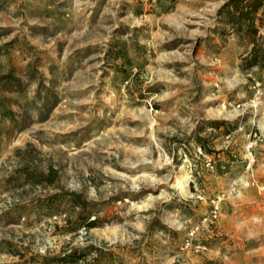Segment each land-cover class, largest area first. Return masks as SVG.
<instances>
[{
    "label": "rangeland",
    "instance_id": "1",
    "mask_svg": "<svg viewBox=\"0 0 264 264\" xmlns=\"http://www.w3.org/2000/svg\"><path fill=\"white\" fill-rule=\"evenodd\" d=\"M230 1L0 0V264H173L195 226L264 264V2Z\"/></svg>",
    "mask_w": 264,
    "mask_h": 264
},
{
    "label": "built area",
    "instance_id": "2",
    "mask_svg": "<svg viewBox=\"0 0 264 264\" xmlns=\"http://www.w3.org/2000/svg\"><path fill=\"white\" fill-rule=\"evenodd\" d=\"M253 142L249 143V148H252ZM249 155L251 156V152H249ZM252 159V158H251ZM251 166V162H248L247 167ZM218 202L212 200V208L210 212L203 217L202 223H215L218 217ZM199 235V229L198 226L191 227L185 234V237L181 244V250L183 253L189 255V253H202L204 250H206V245L201 242ZM173 264H192L189 258H180L176 259Z\"/></svg>",
    "mask_w": 264,
    "mask_h": 264
},
{
    "label": "trees",
    "instance_id": "3",
    "mask_svg": "<svg viewBox=\"0 0 264 264\" xmlns=\"http://www.w3.org/2000/svg\"><path fill=\"white\" fill-rule=\"evenodd\" d=\"M244 1V0H231L230 3H227L226 4V7L225 9L223 10V12H227V9H228V6L230 4H233L235 6L236 9H239V5L241 4V2ZM264 0H254L252 1V12H254L259 6H261L263 4ZM229 4V5H228ZM240 11L237 13V14H233V15H236V17H231V20L234 21V23H240L241 20H243L245 23H246V26L252 31L254 28H253V19L252 17L249 16V14H251V10L250 11H244L243 9H239ZM226 14V13H225ZM254 42V41H253ZM251 53H252V58L250 59V63H254L256 64V62H258V58H263V52L261 51H258L256 50L255 47L252 48L251 50ZM93 221H89L87 224L90 225L92 224Z\"/></svg>",
    "mask_w": 264,
    "mask_h": 264
},
{
    "label": "crops",
    "instance_id": "4",
    "mask_svg": "<svg viewBox=\"0 0 264 264\" xmlns=\"http://www.w3.org/2000/svg\"><path fill=\"white\" fill-rule=\"evenodd\" d=\"M190 259H191V261H193L192 264H193L194 262H195L196 264H204V263H203L204 258L201 257V256H199L198 253L193 254V255L190 257Z\"/></svg>",
    "mask_w": 264,
    "mask_h": 264
}]
</instances>
